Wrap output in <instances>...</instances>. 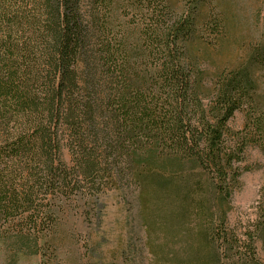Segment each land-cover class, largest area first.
Listing matches in <instances>:
<instances>
[{
    "label": "trees",
    "instance_id": "1",
    "mask_svg": "<svg viewBox=\"0 0 264 264\" xmlns=\"http://www.w3.org/2000/svg\"><path fill=\"white\" fill-rule=\"evenodd\" d=\"M227 19L219 0H0V264L110 193L152 264H264V208L229 222L246 150L264 153V36L218 63Z\"/></svg>",
    "mask_w": 264,
    "mask_h": 264
},
{
    "label": "rangeland",
    "instance_id": "2",
    "mask_svg": "<svg viewBox=\"0 0 264 264\" xmlns=\"http://www.w3.org/2000/svg\"><path fill=\"white\" fill-rule=\"evenodd\" d=\"M259 4L258 0H219L228 15L229 43L225 50L213 54V60L232 63L245 59L252 42L261 40L264 29L255 18ZM229 125L240 129L243 113L236 112ZM245 158L244 164L252 168L242 174L240 187L232 196V225L257 219L264 208V153L250 146ZM64 159L69 161L66 151ZM102 202L94 210L81 205L68 211L63 225L45 243L44 250L32 259L22 258L19 264H152L135 205L113 193ZM257 248L264 263L261 243Z\"/></svg>",
    "mask_w": 264,
    "mask_h": 264
}]
</instances>
